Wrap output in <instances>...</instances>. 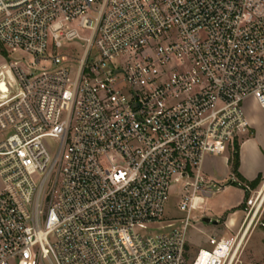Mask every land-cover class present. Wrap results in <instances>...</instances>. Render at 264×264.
Wrapping results in <instances>:
<instances>
[{
  "label": "built area",
  "instance_id": "obj_1",
  "mask_svg": "<svg viewBox=\"0 0 264 264\" xmlns=\"http://www.w3.org/2000/svg\"><path fill=\"white\" fill-rule=\"evenodd\" d=\"M0 45L33 59L0 66V264H244L264 185L232 236L186 232L264 112V0H0Z\"/></svg>",
  "mask_w": 264,
  "mask_h": 264
},
{
  "label": "rangeland",
  "instance_id": "obj_2",
  "mask_svg": "<svg viewBox=\"0 0 264 264\" xmlns=\"http://www.w3.org/2000/svg\"><path fill=\"white\" fill-rule=\"evenodd\" d=\"M81 37L87 38L89 34L87 32L81 31ZM83 42H73L70 45L63 48L60 52L80 57L83 54ZM32 57L27 55L22 51L12 52L9 48H4L0 45V66L12 62H20L24 68L29 69L32 63ZM243 110L247 120L250 125L254 128L255 134L251 137V140L244 141L240 146V152L243 153L244 163L250 167L255 168L260 165L264 168V112L259 107L254 98H248L244 102ZM249 141V142H248ZM253 146L261 150L262 155H253ZM232 156V153H226L223 158H211L207 157L203 164V172L213 181L218 182L221 185H228L232 181V177L228 174V158ZM259 177V173L256 174L254 179ZM235 182H237L238 187L245 188L247 185L240 181L234 176ZM264 185V175L261 177L260 182L257 187L252 188L254 192L261 189ZM247 190V189H246ZM251 196V193H248ZM255 194V193H254ZM212 198V197H211ZM219 197H213L207 201V207L213 208V202ZM249 197H246L248 199ZM246 201V200H245ZM180 193L176 186L170 189L169 199L165 206L164 217L165 222H176L179 225L180 221L184 219L185 215L180 211ZM246 204L243 208H245ZM208 212L205 210L194 212L193 215L196 216L190 222V226L186 232L187 243L191 247L193 252H197L200 248H208V236L222 235L223 232H235L238 225L242 222L244 213L241 215H235L234 223L228 219L224 225H212L203 222L204 217L201 215ZM262 217L264 218V204L261 209ZM19 261L16 262V264ZM27 264H49L46 260H41L37 257L35 251L30 254ZM244 264H264V228H257L251 235L248 245L244 253Z\"/></svg>",
  "mask_w": 264,
  "mask_h": 264
},
{
  "label": "crops",
  "instance_id": "obj_3",
  "mask_svg": "<svg viewBox=\"0 0 264 264\" xmlns=\"http://www.w3.org/2000/svg\"><path fill=\"white\" fill-rule=\"evenodd\" d=\"M251 139L252 138H249L247 140H251ZM247 140H245V141H247ZM253 148H254L253 155H256V156L262 155L261 150L259 148L255 147V146H253ZM243 156H244L243 153L240 152L239 173H240V176L242 177V180H240V181H242L247 186H249V183L254 182V180H252V179H254L256 174L259 173L260 179H261V177H263L264 168L261 167L260 165H257L255 168L248 167L244 163ZM211 158H223V157H211ZM230 158H228V168H229L228 174L230 175V177H232V181L235 182L234 175H232L231 167L229 164ZM231 182L228 185H226V187L223 191H221L220 193L213 196V197H219L216 201H214L212 203L213 208L206 206L207 201L209 199H212L213 197L205 200L204 210L206 212H208V215H206V216L211 218V219L219 220L220 221L219 224H222V225H224V223L228 219H230L231 223L233 224L234 220H235V215H238V214L241 215L243 213V209H244L243 207L245 205L246 197H250L248 194L249 192H248V190H246V188H243L241 186L240 187L234 186L233 184H231ZM250 188L252 189V187H250ZM1 190H2V179L0 176V191ZM240 224L236 228L235 232H231V231L225 232L224 231L223 235L226 237L232 236L233 234L236 233Z\"/></svg>",
  "mask_w": 264,
  "mask_h": 264
},
{
  "label": "trees",
  "instance_id": "obj_4",
  "mask_svg": "<svg viewBox=\"0 0 264 264\" xmlns=\"http://www.w3.org/2000/svg\"><path fill=\"white\" fill-rule=\"evenodd\" d=\"M229 164L231 167L232 175L237 177L239 180H242V177L240 176V173H239V167H240V149H239V147H238V150L236 151V153H234L232 155V157L229 159ZM259 182H260V177L258 179H256L254 182L249 183V186L252 188H255L258 186ZM231 184H233L234 186H238L237 182H234V181H232Z\"/></svg>",
  "mask_w": 264,
  "mask_h": 264
},
{
  "label": "water",
  "instance_id": "obj_5",
  "mask_svg": "<svg viewBox=\"0 0 264 264\" xmlns=\"http://www.w3.org/2000/svg\"><path fill=\"white\" fill-rule=\"evenodd\" d=\"M203 222H205L206 224H212V225H215V226L219 224V222L217 220L211 219L209 217H205L203 219Z\"/></svg>",
  "mask_w": 264,
  "mask_h": 264
},
{
  "label": "bare ground",
  "instance_id": "obj_6",
  "mask_svg": "<svg viewBox=\"0 0 264 264\" xmlns=\"http://www.w3.org/2000/svg\"><path fill=\"white\" fill-rule=\"evenodd\" d=\"M262 197H263V199H264V190H263V192H262Z\"/></svg>",
  "mask_w": 264,
  "mask_h": 264
}]
</instances>
